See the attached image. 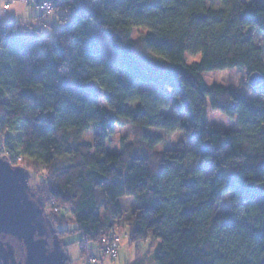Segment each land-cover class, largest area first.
I'll use <instances>...</instances> for the list:
<instances>
[{"label":"trees","instance_id":"trees-1","mask_svg":"<svg viewBox=\"0 0 264 264\" xmlns=\"http://www.w3.org/2000/svg\"><path fill=\"white\" fill-rule=\"evenodd\" d=\"M54 1L63 2L57 38L20 40L15 24L0 35V135L12 157L47 170V184L28 190L51 223L72 220L85 254L122 227L119 200L133 197L129 238L157 241L156 264H264V101L204 80L235 69L264 76V50L250 36L264 37V1ZM97 28L116 58L104 56ZM138 28L147 33L133 40ZM210 108L239 129L209 127ZM123 121L145 154L133 144L106 152ZM93 126L94 144L84 138ZM150 129L194 144L155 153L164 140ZM197 160L206 164L190 168Z\"/></svg>","mask_w":264,"mask_h":264},{"label":"rangeland","instance_id":"rangeland-1","mask_svg":"<svg viewBox=\"0 0 264 264\" xmlns=\"http://www.w3.org/2000/svg\"><path fill=\"white\" fill-rule=\"evenodd\" d=\"M3 3H9L11 0H2ZM36 2L44 1H54V0H35ZM252 2L254 0H247ZM264 1V0H263ZM94 9L96 11L100 10L101 2L95 1ZM8 13L2 16L3 24L15 23L18 33V38L20 40H25L22 36L23 30L31 29L29 34L36 36H49L52 39L57 38L58 34L56 30H62L59 24V15L61 14V9L57 10L53 14L43 15L36 7L35 4H24L22 2H15L11 5V8L7 11ZM49 21V27H43L42 22L46 23ZM54 23V24H51ZM42 27L43 31L40 33L39 30ZM97 33L101 42V49L104 56L108 58H116L114 52V46L112 40L106 33L97 28ZM147 31L142 28L135 29L132 39H141L146 35ZM250 36H252L254 44L257 47H261L264 50V37L255 32L250 31ZM200 60L199 56L187 55V62L192 64ZM264 60V56H263ZM249 74L244 70H227V71H217L208 72L204 74V80L209 85L212 86L215 83L222 84L226 87L233 89L234 91H241L246 93L249 98L258 101H264V83L260 87H252L249 84ZM173 114V101L171 100V105L168 111ZM208 126L219 129V130H238L239 125L237 119H232L222 112L213 111L209 109V119ZM100 129L93 126L91 130L84 135V138L94 144L96 136L100 134ZM148 133L161 136L164 140L162 144L155 148V153H162L173 149H189L193 146L194 141H191L183 132H176L173 134H168L162 130L150 129ZM141 137L139 132L133 127L129 122L123 121V125L118 127L115 134L106 142L105 150L108 153H117L123 149L124 145L133 144L136 145V153L138 155L145 154L144 149L139 148L141 145ZM140 153V154H139ZM190 168H198L206 163H200L197 161L188 162ZM153 165H158V160L154 158ZM16 166V165H15ZM18 169L24 174V181L27 188L35 186H44L47 184L48 172L40 167L33 166L27 161L23 165H17ZM208 171V168H206ZM31 194V193H30ZM34 200L37 201L38 205H41L39 196H32ZM230 201V196L225 199V202ZM133 203L123 202V215L125 220L123 221L122 227L117 230L118 235L121 238L120 250L118 257L115 260L104 259L101 264H156L153 252L156 247L155 240L148 239L140 242H130L126 236H129L128 230L129 222L133 219ZM226 206L222 205L224 210ZM135 211V210H134ZM49 209H45L44 218L46 220V228L48 232L49 239V249L56 256L58 264H87V251L85 254L82 253V234L76 231V226L73 225V221L70 220L67 224H62L59 226H54L51 223ZM85 245V244H84ZM87 247L89 253L97 257H101L100 251L95 247L94 244L85 245L84 249Z\"/></svg>","mask_w":264,"mask_h":264},{"label":"water","instance_id":"water-1","mask_svg":"<svg viewBox=\"0 0 264 264\" xmlns=\"http://www.w3.org/2000/svg\"><path fill=\"white\" fill-rule=\"evenodd\" d=\"M263 83L262 74L250 75L252 87ZM44 214L22 171L0 158V264H58L49 249Z\"/></svg>","mask_w":264,"mask_h":264},{"label":"built area","instance_id":"built-area-1","mask_svg":"<svg viewBox=\"0 0 264 264\" xmlns=\"http://www.w3.org/2000/svg\"><path fill=\"white\" fill-rule=\"evenodd\" d=\"M22 2L24 4L30 5L35 4L37 9L43 14H53L55 13L63 4L62 1H44L36 2L35 0H11L9 3H3L0 0V16L4 11L9 10L11 5L15 2ZM7 35L6 27L1 23L0 19V35ZM3 55V50L0 48V57ZM7 138L0 135V158L7 160L8 162H15V165L25 164V160L22 156L12 157L9 151L6 148ZM55 212L65 214L66 216L71 215V211L68 208L57 207ZM118 230V229H117ZM117 230H114L109 236L104 237L100 242H98V250L101 253V257H97L89 253L87 249V264H101V261L104 259L115 260L118 257L120 250L121 238L117 233Z\"/></svg>","mask_w":264,"mask_h":264},{"label":"crops","instance_id":"crops-1","mask_svg":"<svg viewBox=\"0 0 264 264\" xmlns=\"http://www.w3.org/2000/svg\"><path fill=\"white\" fill-rule=\"evenodd\" d=\"M11 8V7H10ZM9 8V9H10ZM8 11V10H7ZM7 11H4V12H2L1 13V16H0V19H1V23H2V16L6 13H8ZM46 16V15H45ZM49 21H47L46 20V23L45 22H42V25H43V27H49L50 25H49ZM3 24V23H2ZM11 24H15V23H11ZM51 24H54V23H51ZM59 24L61 25V22H60V20H59ZM3 25H5V26H7V25H9L8 23H6V24H3ZM61 27L63 28V26L61 25ZM24 32L22 33V36L24 37V38H27L28 39V37H30L31 35H33V34H29V33H27V32H30L31 31V29L29 28V29H25V30H23ZM43 31V29H42V27L40 28V30H39V32L41 33ZM58 31V30H57ZM58 34V33H57ZM42 36H45V35H42ZM132 202L133 203V213H134V210L138 207V203H137V201L133 198V197H123V198H121L120 200H119V204H120V206H121V208H122V203L123 202ZM122 211H123V208H122ZM132 213V214H133ZM125 220V217H124V215H123V220H122V222ZM132 225V221H130L129 222V226H131ZM125 238H127L128 240H130V238H129V236H126ZM130 242H131V240H130ZM133 243V242H132ZM155 243H156V245H157V241H155ZM92 244H94L95 245V247L98 249V244H96V243H92ZM155 250V249H154Z\"/></svg>","mask_w":264,"mask_h":264}]
</instances>
